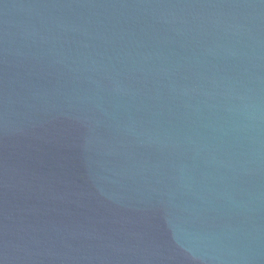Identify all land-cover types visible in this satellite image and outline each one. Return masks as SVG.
Returning <instances> with one entry per match:
<instances>
[{
  "label": "water",
  "instance_id": "1",
  "mask_svg": "<svg viewBox=\"0 0 264 264\" xmlns=\"http://www.w3.org/2000/svg\"><path fill=\"white\" fill-rule=\"evenodd\" d=\"M0 264H264V0H0Z\"/></svg>",
  "mask_w": 264,
  "mask_h": 264
}]
</instances>
